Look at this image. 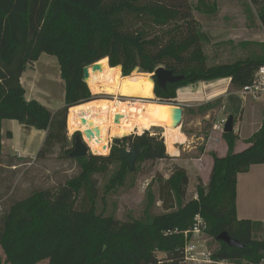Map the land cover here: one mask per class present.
Listing matches in <instances>:
<instances>
[{
  "label": "trees",
  "instance_id": "obj_1",
  "mask_svg": "<svg viewBox=\"0 0 264 264\" xmlns=\"http://www.w3.org/2000/svg\"><path fill=\"white\" fill-rule=\"evenodd\" d=\"M252 3L259 7L264 24V0ZM146 20L157 28L155 34L140 27ZM207 42L208 35L192 16L188 0H0V172L6 168L17 172L23 162H32L23 158L17 164L13 155L6 161L2 153L4 119L47 131L37 158L48 157L61 145L64 157L80 169L65 184L53 190L34 189L6 211L0 204V264H187L184 234L169 231L189 230L197 214L208 225L206 234L220 243L215 258L261 264L264 222L239 218L237 185L238 174L264 163V126L240 152L236 151L238 135L223 132L228 152L225 156L210 152L214 163L209 182L199 179L197 198L186 201L189 176L178 166L161 179L157 195L149 193L144 213L125 221L97 212L102 187L96 175L120 161L121 171L109 180L113 187L116 182L122 184L128 172L138 170V164L169 158L161 133L146 130L117 137L108 155L70 156L75 141L69 147V109L98 98L83 80L88 65L107 58L110 66L121 67L124 77L134 75L136 68L154 73L161 66L184 75L166 88L154 77L155 99L168 103H174L180 87L201 81L230 78L236 89L254 82L264 64V50L251 49L245 58L208 65ZM245 44L263 48L258 42ZM43 53L57 56L65 85V104L54 111L35 99L28 100L21 84L24 71ZM123 146L141 151L134 169L120 157ZM159 200L164 211L155 213ZM224 231L242 246L218 240Z\"/></svg>",
  "mask_w": 264,
  "mask_h": 264
},
{
  "label": "rangeland",
  "instance_id": "obj_2",
  "mask_svg": "<svg viewBox=\"0 0 264 264\" xmlns=\"http://www.w3.org/2000/svg\"><path fill=\"white\" fill-rule=\"evenodd\" d=\"M188 1L192 5V16L208 35V42L204 45L205 52L209 57L208 65L233 62L245 58L250 54L249 51L251 49L256 48L259 49V51L264 50V24L259 18V7L252 3V0ZM139 25L141 28L148 27L151 35L155 34L157 31V28L152 26L147 20L146 22H141ZM254 37L257 38V40ZM252 38H254V40H251ZM247 42L262 43L263 48H259L257 45L256 47L253 45H246L245 43ZM103 61L105 67L97 72L99 76L98 79L100 80L98 88L101 86L110 87L109 89L107 88V90L115 94H95L98 97L96 99L103 98L112 101L130 100L133 103L153 99L154 80L151 76L152 73L136 70L134 75L124 77L120 66H110L107 58L105 60L103 59ZM32 65H35L37 68L36 74L39 78L36 77L38 83L34 82L33 89L31 87L32 91H28L26 98L28 100L35 99L53 111L63 107L65 104V85L61 77L60 64L57 56L43 53L40 60ZM204 85L205 83L201 81L192 85L180 87L177 90L174 100V103L180 105L184 109V116L180 124V129L188 133V144L196 146L193 151H184L182 149L183 147H180V156L185 160L191 161L192 156H201L205 148L204 143L209 134L214 131L222 132L214 128L215 124L221 121V117L225 114L223 110L222 112L224 114H218L222 102L220 100L218 101V99L209 101V94L193 95L191 93L193 90H199L200 87H205ZM234 90L237 91L239 89L232 86L231 91ZM183 92H186L185 95L182 94ZM150 93L152 97L151 99H147ZM179 93L180 100L177 99ZM249 100L253 99L249 98ZM255 101L264 102V99ZM240 105H236L231 110L233 113L232 115L235 117V122L236 119L239 120V115L243 110V108H241L243 104ZM212 108L213 110L211 111ZM263 110L262 107L261 112H264ZM114 121L115 116L111 118V122L113 123ZM12 123L19 125L17 120H13L5 122V127L7 130L9 128L13 129L16 135L8 139L5 136L3 137L6 139V145L3 150L14 156L17 155V151L14 153V148L17 146L18 150H21L22 153L27 156H34L35 159L28 158L31 159L32 162L30 164H25V162H23L24 160H21L23 158L15 156L17 164L23 162V164L16 169L17 172L13 171L14 168H6L2 173L0 172V180H2L0 183V196H2L0 204L3 211L9 209L13 202L28 196L34 189H56L60 185L65 184L69 178L78 175L80 170L76 162L64 157L65 152L61 145L57 146L54 153L48 157L37 158L44 144L47 135L46 132L25 125H23L18 132L12 126ZM161 129L162 128L155 127L149 131L153 134L161 133L163 136V130ZM78 132L81 133L83 131L77 130L70 133L67 127V135L71 144H69V147H71L72 144L74 145V141H76L75 137ZM143 132L139 133L138 130H135L130 134H142ZM200 136L204 137L205 140L198 139ZM117 137L123 136L110 137L109 153ZM177 144L179 143L175 145L177 146ZM91 153L96 154L93 152L92 148L90 150V154ZM10 154H5L6 161L10 159ZM206 161L208 162V160ZM206 161L199 162L200 168L198 169L192 165L188 166V169H186L189 176L186 201L198 197L197 185L200 178L204 184L209 182L210 167ZM181 163V161L174 160L172 156L154 162H142L138 164V170L135 168L134 171L126 174L122 184H117L116 182L115 186L110 187L111 183L109 180L122 169V163L116 161L109 167L106 173L96 175L99 185L102 187L97 202V212L104 215L113 214L116 218L124 221L130 217L139 218L148 205L149 193L151 192L157 195L161 179L168 178ZM162 205L160 200L157 201L153 212L159 213L164 211ZM199 240L208 247H211L213 253L220 247V243L208 234L201 235ZM164 256L165 254L159 253V257ZM39 264H48V261Z\"/></svg>",
  "mask_w": 264,
  "mask_h": 264
},
{
  "label": "crops",
  "instance_id": "obj_3",
  "mask_svg": "<svg viewBox=\"0 0 264 264\" xmlns=\"http://www.w3.org/2000/svg\"><path fill=\"white\" fill-rule=\"evenodd\" d=\"M257 35V34H256ZM255 38V37H254ZM252 38L251 40H254ZM257 40V38H255ZM41 57V56H40ZM40 58L34 62L37 63ZM101 64V68L105 67L103 62H99ZM36 67L35 65L30 64L28 68L24 71L21 77V84L25 89V96L27 95L28 91H32L34 82L38 83L36 80L39 78L36 74ZM99 70H97L98 72ZM37 77V78H36ZM205 87H200L199 90H193L191 93L194 94H209V101L220 100L222 102V106H220L218 110V114H224L221 117L222 119H228L230 115H232V109L236 105L243 104V110L239 115V120L236 119L234 124V132L238 135V140L236 144V151L240 152L245 150L250 146L248 140L253 136L255 132H257L262 126H264V112L262 111V107L264 109V102H256L255 100H249L243 98L240 93V90L231 91L232 84L230 78H224L212 82H204ZM224 89H223V88ZM186 92L182 94L185 95ZM155 95V94H153ZM182 95V97H183ZM180 98V93L178 96V100ZM245 103V104H244ZM241 106V105H240ZM52 110V109H51ZM213 108L211 109V111ZM215 110V109H214ZM224 111V113L222 112ZM209 111V110H208ZM264 111V110H263ZM211 114V113H210ZM184 116V115H183ZM14 119H4L2 121V135L3 137H7V132H11V137L16 135V132L13 129H6L5 122L13 121ZM19 122V121H18ZM221 121H218L220 123ZM199 124V123H197ZM24 124L19 122V125H15L12 123V126L19 132L21 127ZM26 126V125H25ZM33 128V127H32ZM39 130V129H38ZM47 134V131L44 130ZM182 132L186 135L188 141L185 143L177 144L179 153L176 154H169L174 158V160L181 161V165L183 168L188 169V166L192 165L197 169L200 168L199 162L208 160V166L210 167L209 176L213 167V157L211 156L210 152L214 151L219 156H225L228 152V144L226 143L225 139L223 138V132L214 131L207 137L204 143V151L200 155L192 156L191 161L185 160L180 156V147L184 151H193L195 150L196 146L192 144H188L189 142V135L187 132ZM10 138V137H9ZM198 139L205 140L204 137L200 136ZM3 148L6 145V139L3 138L2 141ZM2 148V153L10 154L5 152ZM17 151L18 158H34V156H27L22 153L21 150H18L16 146L14 148V153ZM11 155V154H10ZM194 164V165H193ZM206 182V181H205ZM237 213L239 218L241 219H252V220H259L264 222V163L262 164H254L251 166L248 172L238 174V185H237Z\"/></svg>",
  "mask_w": 264,
  "mask_h": 264
},
{
  "label": "bare ground",
  "instance_id": "obj_4",
  "mask_svg": "<svg viewBox=\"0 0 264 264\" xmlns=\"http://www.w3.org/2000/svg\"><path fill=\"white\" fill-rule=\"evenodd\" d=\"M98 78L97 71L90 68L87 83L93 94L114 93L107 90L110 87L101 86L98 88L100 82ZM151 97L150 93L147 99H151ZM173 106L172 103H155V100L154 102L142 100L139 103H133L130 100L94 99L69 109L68 131L70 133L77 130L83 131L93 152L106 155L109 154L110 137L126 136L135 130L141 133L155 127H162L167 153L176 154L179 153V150L175 144L186 142L187 138L180 126L172 125ZM117 114L122 117L118 122L112 123L111 118ZM88 129L93 132L92 136L86 135Z\"/></svg>",
  "mask_w": 264,
  "mask_h": 264
},
{
  "label": "water",
  "instance_id": "obj_5",
  "mask_svg": "<svg viewBox=\"0 0 264 264\" xmlns=\"http://www.w3.org/2000/svg\"><path fill=\"white\" fill-rule=\"evenodd\" d=\"M90 68L93 69V71H97L101 69V64L98 62L93 63L91 65H88L84 68V78L83 80L87 83V80L90 76ZM135 70H139L138 68H136ZM152 79L154 80L155 83V79L154 77H156V80L158 82V84L160 85V87L162 88H166L168 83H175V82H179L184 78V75H177L174 73V71L167 69L163 66L157 68L154 73H152ZM88 84V83H87ZM158 102V103H168V102H164V101H160L157 98L156 99H151V101ZM173 106V118L171 120L172 125L174 127H178L180 126V124L182 123L183 120V115H184V109L176 104V103H172ZM122 117V115L117 114L115 116V121L118 122L120 120V118ZM234 115H230L225 123L224 126V132H232L234 131ZM162 128V127H160ZM163 130V128H162ZM86 135L87 136H92L93 132L91 130H86ZM76 141H75V147L73 149V151L70 153V156L72 158H80V157H86L90 154V150L91 147L88 144V142L85 139V133L81 132L78 133L75 137ZM141 151L138 149H129L126 146H123L120 150V157L127 159L128 162L131 165V168L134 169L135 168V163L138 160V158L140 157ZM218 240L226 242L229 245L232 246H242V244L234 239L233 237H231L229 235L228 232L224 231L221 234H219L218 236Z\"/></svg>",
  "mask_w": 264,
  "mask_h": 264
},
{
  "label": "built area",
  "instance_id": "obj_6",
  "mask_svg": "<svg viewBox=\"0 0 264 264\" xmlns=\"http://www.w3.org/2000/svg\"><path fill=\"white\" fill-rule=\"evenodd\" d=\"M239 90L245 99H264V64L256 72L254 82L250 85L242 87ZM226 121L227 119L225 118L222 119L220 123H216L214 126L215 130H221L223 132ZM194 220V225L189 230L184 232L177 229L169 231L184 234L186 239L184 247V260L187 264H248L231 261L229 259L215 258L211 247H208L199 240L201 235L206 234V229L208 227L207 223L200 214H197ZM261 263H264V258Z\"/></svg>",
  "mask_w": 264,
  "mask_h": 264
}]
</instances>
